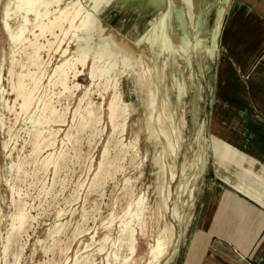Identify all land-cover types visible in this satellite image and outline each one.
<instances>
[{
    "label": "rangeland",
    "instance_id": "rangeland-1",
    "mask_svg": "<svg viewBox=\"0 0 264 264\" xmlns=\"http://www.w3.org/2000/svg\"><path fill=\"white\" fill-rule=\"evenodd\" d=\"M8 1L9 0H2L0 5V75L2 68L1 66L4 62L1 91L5 90L4 97L6 99V101H2V102L0 101V128H1L0 129V264H11V263L15 264L17 261L16 260L17 254H18L17 256H19V264H75L77 260L80 261L82 257L85 256H89V260L95 262V264H108V263L122 264L123 258L125 256H130L129 248L127 245L124 244H122V246H114L113 242L116 241L119 235L120 224L124 218L126 209L128 208V203L131 200V185H133L135 188L134 194L136 196L142 194V189H143L144 193L146 194V197L148 198L147 201L148 206L150 207L146 214L147 217H151L150 222L145 232V236L139 237L138 255L134 257V260L138 262L137 264H145L148 257V254L146 253H148L149 251L148 250L149 243H152L153 240L160 234V231L163 228V226H160L161 224L158 225V223L156 222L157 219H155L154 211L151 210V207H153L155 201L151 191L145 187L146 184L147 185L149 184V179H146L144 182L140 181L141 170L138 167L139 162L137 161L132 162V156H131L132 153L126 154V150L122 149L121 143L119 145V142L121 141V136L118 135V133L113 132L114 130L109 119V109H108L109 103L112 99L111 92L104 91L105 90L104 81H100L96 79V81L94 82L93 80H91L92 78L90 75H91L92 61L88 63V66H86L85 69L82 67L81 64H78L76 66V71L77 69L79 71H82V73H80L76 77L77 79L73 77L74 73L70 74V78L72 82V83L70 82V85L73 86L74 84H78L79 88L77 90L73 89L71 93H64L60 95L61 93L60 94L58 93L60 92V88L50 86L48 82L50 81L49 76L53 73L54 68L61 63L60 61L62 59H64L62 57L63 50H60L58 52L53 51L50 54L48 52L42 53V59L44 61V66H42V71H46L47 76H45L44 77L45 79H43L42 81L43 88H41V91L38 94V96L45 94L47 95L49 93V96L47 95L46 99L51 100L52 105L54 107L56 106V109L59 113L58 116L60 117L57 118L59 122L56 123L53 122L50 123L49 125V129L51 128L52 130L54 129L55 130V131L53 130L54 134H56L55 135L56 137L54 136L52 138L54 139V141L57 140L55 141L56 143L53 147L42 149L40 153H34V144H33L34 138H32L33 134L30 133H33L36 130V128L37 129L42 128L41 127L42 125H39L37 123V120L40 119V115H41V112L36 109L38 102L36 103L37 105L35 104L34 106H32L27 116H21L20 119L18 120L15 119L16 112L9 111L7 109L6 106L7 105L13 106L16 100V96L12 94V90H11L12 78L10 77V70L13 67L12 65L13 41L11 38V33L5 30V27L1 23L2 10ZM218 1L219 2L214 7H209L205 9L204 12L202 11L203 18L201 23L197 26V31L195 33L196 12L198 11L196 10L195 2L193 0H179L180 4H182V6L185 9L184 14L186 16V21L189 27L188 29L191 36L188 47L185 46V48L182 47L183 49L181 48L179 50L181 36L177 35L176 33L171 36L169 41H167V43L165 44L166 47L161 46V44L159 43L160 36L158 35H155V38L151 39L148 45L152 56L156 59L157 65L162 63L166 55H168L170 52L173 59L172 73L173 75L177 73L175 76V84L174 86L171 85V88L175 90V95L178 98L177 100L173 101V105L176 108L179 104V101L181 100L184 107V111L179 114L177 119L178 125H180L183 131L182 148L180 150V154L178 155V159H177L179 177L181 173V163L185 159L188 153V147H187L188 138L194 133L195 129L199 128L202 125H204V130L206 134V143L208 149V132H207L208 124L206 120V115L202 114V110L209 108L211 106V98L208 97V99L206 98L203 99V92L205 91L204 93L205 95L211 93L213 88L212 81L217 77L218 70L220 71L222 68L219 65V62L220 60L223 59V56L225 57V52L221 47V41H220L218 51L215 53L213 58H210V56L206 54L204 55V58L200 60L199 63L203 70V73H201L199 70L198 60L195 56V47L201 38V31L203 29L207 31H211L212 27L215 24L220 9L223 8L226 3H229L230 0H218ZM132 3L133 0H108L107 2L104 3L103 9L100 12H98L97 15L102 17L103 23L105 25H108L109 21L104 17H106L107 14H110L111 15L110 20L112 21V24L116 28L121 29L123 31L132 29L135 24L141 23L139 29L141 32H144L150 20H152L153 23H156L157 26H161L163 18L166 15L168 14L172 15L173 13L172 6L174 0H168V5L165 6V8L161 11L160 14H158L157 16L155 15L154 17L152 16V14H149L144 19L141 20V15L139 13L140 3L133 5ZM84 5L87 8H89L88 4H84ZM119 5H121V8ZM142 13L144 14L145 12ZM13 18L14 19L11 22V25L13 29H16L18 25V18H15V16H13ZM70 38L71 36L68 37L63 43L62 45L63 49L67 47ZM42 42H44V40H42ZM211 42L212 40L210 38V46L212 45ZM98 43L99 41L95 40L92 43V49L96 48ZM76 44L77 41L71 43V52L68 55V58H72L73 53L76 52L77 49ZM52 55L54 56L51 57ZM16 59L18 60L22 59L24 62H26L25 57L20 54H16ZM224 59H226V57ZM119 66L120 65L114 68V72H117ZM192 68L196 75V83L200 86L197 105L201 108V114L197 118L196 127L194 126L192 121L193 120L192 108H193V95L197 93V89L196 87H193L189 83L187 78V71ZM14 71H15V77H13V81L17 82L18 75L24 70H22V68L19 67V65H16ZM121 84H122L121 86L122 97L124 101L128 102L131 100L130 97L134 96L133 100L135 101V105H137L140 110H143L144 90L143 87L141 86L142 84L137 74H135L134 72L126 73L123 77ZM226 84H227L226 81L218 82V96L216 99L217 102L224 101L219 95L221 92H225ZM167 86H169V84ZM162 87H163L162 83L157 82V89H156L157 93L160 94L162 93ZM49 90L51 91L49 92ZM86 93L87 96L89 97L86 96L84 102L82 101V99L84 98ZM68 98H70V100ZM53 100L54 101L57 100V101L54 102ZM159 100H160V96L158 95L157 97L154 96L153 104L151 105L149 110V112L153 115L154 120H156L155 121L156 126L158 127L159 125L157 123V116L159 112L158 109ZM79 102L81 103L82 107L80 106ZM17 103H19V101ZM78 106L80 108H78ZM88 107L92 108V110L94 111L97 117H100V122L97 123V125L96 123H93L91 125L83 126V122L80 123V121H83L82 116L86 114V108ZM16 108H18V105H16ZM17 112L19 111L17 110ZM30 115L32 116L30 117ZM137 116L138 115L136 114H131L130 117L128 118L126 131L124 132L125 135L123 134V138L125 137V140L122 138L125 144H129L130 142L134 141L135 131L137 132L141 131L139 127V119ZM94 125L97 126V128ZM90 126L93 128H91ZM58 129L60 130V132ZM67 133H69L70 135L69 139H67L66 137L68 135ZM146 135H148V130H145V138L143 136V140L139 144V151L142 154L145 145ZM14 136L16 137L17 140L15 139ZM112 136L115 137V139ZM114 140L116 143L114 142ZM6 141L9 142V154H11L10 157L7 156L8 153L4 149V146L7 143ZM107 141L110 142L109 143L110 145L108 144ZM114 148L117 149L115 150ZM105 150H107V155L104 157ZM65 151L67 153H65ZM159 152H161L163 155L168 154V150L165 149L164 142L161 143L158 150L154 151L153 156L158 154ZM48 153L54 154L53 160L58 161L57 168L53 164H50L49 166L48 165L45 166L43 162L44 160L43 158H45ZM108 153L110 155H108ZM31 156L33 157L31 158ZM34 159L36 162L34 161ZM115 159H117L116 160L117 162H115ZM29 161H31L32 164ZM103 161H104V165L101 168L100 163ZM149 161L150 160H148V162ZM20 163H21V170H20L21 172L18 171L17 168H14L13 170L10 168L11 165L13 164L18 165ZM107 163L109 164V166L108 165L105 166ZM48 167L50 169H48ZM100 169H102L101 170L102 172H100ZM115 169L116 171H114ZM11 170H12L11 173H13V175L10 174ZM104 171L105 174H102ZM99 173L101 175H99ZM45 174L46 176H44ZM107 174H111L109 175L110 177ZM96 175L98 177H96ZM16 176L17 177L19 176L20 178L19 177L17 178ZM100 176L103 179L102 178L100 179ZM127 178H131L132 183L126 186L125 180ZM12 180L16 181L17 183L13 182ZM9 185L15 186L16 191H20L21 193V197L16 196V200H17L16 204L12 203V196H11L12 192ZM45 190L46 192L44 193ZM71 198L72 200H70ZM116 200L117 203L115 204ZM21 205L22 206L26 205L25 209L27 213L29 211L30 216L32 215L34 219L29 220V223L27 224L24 230L20 231L19 233H16V237L10 248V252L6 257L7 259H5L2 250L6 237L11 229V226L9 225L11 223L10 216L13 213H15L17 211V208L21 207ZM43 206L45 209L43 208ZM170 206L171 209L167 214V219L170 223L175 224L177 231H179V226H180L179 218L174 215V209L176 208L175 198L171 201ZM62 213H64V215ZM87 216H88L87 219L88 222L85 219L87 218ZM81 222L82 223L85 222V223L82 224ZM56 228L60 229L59 233H55L57 230ZM107 235H109L111 238L109 242L105 243L103 239ZM53 240L58 242H56L55 244L54 243L55 241ZM101 246H105V251H103V253L100 254L99 249L101 248ZM18 248H20V250ZM68 248L69 251L67 252L66 250H68ZM11 251L14 253L12 256H11L12 254ZM18 251L19 253H17ZM64 251L67 253L65 254ZM53 254H55V256ZM115 254H118V258H115ZM143 257L144 258L146 257L145 260ZM179 257L177 259L176 264H178ZM10 260L12 261L10 262ZM168 260L169 257L166 260H164L161 264H168L167 262Z\"/></svg>",
    "mask_w": 264,
    "mask_h": 264
},
{
    "label": "bare ground",
    "instance_id": "bare-ground-1",
    "mask_svg": "<svg viewBox=\"0 0 264 264\" xmlns=\"http://www.w3.org/2000/svg\"><path fill=\"white\" fill-rule=\"evenodd\" d=\"M107 1L108 0H9L6 3V5L4 6L2 10L1 23L5 27V30L11 33V38L13 41L12 42L13 44L12 65L13 67L11 66L12 69L10 70V77L12 78V81H11L12 94L16 96L15 104L13 106L7 105L6 107L9 111L16 112L15 119L18 120L20 119L21 116H27L32 106H34L38 102L37 103L38 105L36 104L37 105L36 109L41 112V115H40V119L37 120V123L39 125H42L41 126L42 128L41 129L36 128V130L33 133H30V134H33L32 138H34V141H33L34 153H40L42 149L53 147L56 143L55 141L57 140L54 141V139L52 138L56 134H54V131H55L54 129H53L54 131L52 130V128L49 129V125L50 123H53V122L55 123L59 122L57 118H60V117L58 116L59 113L56 109V106L54 107L52 105L51 100L46 99L47 95L49 96L48 92H47L48 93L47 95L44 93L45 95L38 96V94L41 91V88H43L42 81L43 79H45L44 77L47 76L46 71H42V66H44V61L42 59V53L48 52L50 54L53 51L58 52L60 50H63L62 57L64 59H62L60 61L61 63L58 64L54 68L53 73L49 76L50 81L48 82L50 86L60 88V92H58L59 94L61 93L60 95L64 93H71L73 89L77 90L79 88L78 84H74L73 86L70 85V82H71L70 74L74 73L73 77L76 78L80 73H82V71H79L78 69L76 71V66L78 64H81L82 67L85 69L86 66H88V63L92 61V68H91V75H90L92 78L91 80H93L94 82L96 81V79L100 81H104V84H105L104 91L111 92L112 99L109 103L108 109H109V119H110V122L114 130L112 131L118 133V135L121 136V141L119 142V145L121 143L122 149L126 150V154L132 153L131 154L132 162H136V161L139 162L138 167L141 170L140 181L144 182L146 179H149V184L148 185L146 184L145 187L151 191L154 201H155V204L153 205V207H151V210L154 211L155 219H157L156 222L158 223V225L161 224L160 226H163V228L160 231V234L153 240L152 243H149V249H148L149 251L148 253H146L148 254V257L146 255L147 261L145 264H161L168 257H169V260L167 261L168 264H176L177 259L181 252L182 245L185 241L189 225L194 216V211H195V208L198 202L199 194H200L203 181L205 178V174L207 171L206 168L208 165V149H207L204 125H202L199 128L195 129L194 133L188 138V142H187L188 153L185 159L181 163V173H180V177L178 176L179 173H178V167H177V159H178V155L180 154V150L182 148L183 131L180 125H178L177 119H178L179 114L184 111V107H183V103L181 100L179 101V104L176 108L173 105V101L177 100L178 98L175 95V90L171 88V85L174 86L175 76L177 73H175L174 75L172 73V60L173 59H172V55L170 54V52L168 55H166L162 63L157 65L156 59L152 56L148 45H149L150 40L154 39L155 35H158L160 36L159 43L161 44L162 47H166L165 44L167 43V41H169L171 36L176 33L177 35L181 36L179 50L182 47L184 48L185 46L188 47L191 36H190L189 29H188L189 27L186 21V16L184 14L185 9L182 6V4H180L179 0H174L173 6H172L173 13L172 15L168 14L163 18L161 26H157L156 23H153V21L150 20L144 32H141L139 29L141 23L135 24L132 29L123 31L121 29L116 28L112 24V21L110 20L111 18L110 14H107V16L104 17L105 19L109 21L108 25H105L103 23L102 17L97 15L98 12H100L103 9L104 3ZM193 1L195 2L196 10H198L196 12V24H195V33H196L197 26L202 21V18H203L202 13L204 12V10L209 7H214L219 1L218 0H193ZM1 2L2 0H0V5H1ZM84 4H88L89 8H87ZM133 4L140 5L139 13L141 15V20H142L149 14H152L153 17L155 15L157 16L158 14H160L161 11L165 8V6L168 5V0H133L132 5ZM119 6L121 8V5ZM228 10H229V3H226L225 6L220 9L217 19L215 21V24L212 27L211 31H207L205 29L201 31V38L195 47V56L198 60L199 70L201 73H203V70L199 63L200 60L203 59L204 55L206 54H208L210 58H213L215 53L218 51L219 42L221 41V31H222V27L225 22ZM142 12H145V13L143 14ZM13 16H15V18H18V25L16 29H13L11 25V22L14 19ZM70 36L71 38H70V41L68 42L67 47L63 49L62 48L63 43ZM210 38L212 40L211 46H210ZM42 40H44V42H42ZM95 40H98L99 43L96 48L92 49V43ZM75 41H77L76 52L73 53V57L71 56L72 58H68V55L71 52V43H74ZM16 54H20L24 56L26 62H24L22 59L20 60L16 59ZM53 56L54 55H52L51 57ZM224 58L225 57L223 56V59L220 61V66L222 68L220 71L218 70V73H217V77L218 76L220 77V78L218 77V82H223V81L228 80L229 76H231L232 74L231 67L229 68V61ZM3 64L1 66L2 68H1V75H0V101L1 102L6 101L4 97L5 90L1 91V84L3 81ZM16 65H19V67H21L22 70H24L25 72L22 71L18 75L17 82H14L13 77H15V71H16V69L14 71V68ZM118 65H120L119 69L117 70V72H114V68ZM129 72H134L135 74H137L139 80L141 81V84H142L141 86L143 87V90H144L143 110H140L138 106L135 105V101L133 100L134 96L130 97L131 100L128 102H125L122 97L121 82L123 80L124 75ZM187 78H188L189 83L193 87H196L197 89V93L193 95V108H192V115H193L192 121H193L194 126L196 127L197 118L201 114V108L197 105V99L199 95L200 86L196 83V75H195L193 68L187 71ZM157 82L162 83L163 87H162L161 94L157 93L156 91ZM168 84L169 86H167ZM50 91L51 90H49V92ZM157 95L160 96V100L158 102L159 112L157 116V123L159 127L156 126V122H155L156 120H154L153 115L149 112L150 107L153 104V97L154 96L157 97ZM86 96H87V93L85 94L82 101L86 99L85 98ZM68 99L70 100V98ZM18 101L19 103H17ZM79 104L81 106L80 102ZM16 105H18V108H16ZM94 106H95V103H94ZM78 108L80 107L78 106ZM17 110L19 112H17ZM131 114L138 115L137 117L139 119V127L142 132L135 131L134 141L130 142L129 144H125L123 141V139L125 140V137L123 138V134L126 131L128 118L130 117ZM31 116L32 115H30V117ZM82 119L83 121H80V123L83 122V126L91 125L93 123H96L97 125V123L100 122V117H97L94 111L92 110V108L90 107L86 108V114L82 116ZM95 127L97 128V126ZM145 130H148V135H146L145 145H144L143 154H142L139 151V144L143 140V136L145 138ZM67 134L68 135L66 137L67 139H69L70 135L69 133ZM113 138L115 139V137ZM163 142L165 143V149L168 150V154L163 155L161 152H159L158 154L160 155L156 154L153 156L154 151L158 150L161 143ZM109 143L110 142H108V144ZM4 149L8 153L7 156L10 157L11 154H9V142L5 144ZM65 153L67 152L65 151ZM109 153L108 155H110ZM106 155H107V150H105L104 157ZM33 156H31V158ZM53 157H54L53 153H48L47 156L43 158L44 159L43 162L45 166L47 165L49 166L50 164H53L56 168L58 167V161L57 160L54 161ZM116 160L117 159H115V162H117ZM148 160L150 161L148 162ZM29 162L31 163V161ZM16 164L11 165L10 168L12 170L14 168H17V170L20 171L21 163L18 165ZM100 165L102 168V166L104 165V161L101 162ZM107 165L109 166L108 163L105 166ZM48 169L50 168L48 167ZM12 170L10 171V174L13 175V173H11ZM101 170L102 169H100V172H102ZM114 171H116V169ZM102 174H105V171ZM97 175L96 177H98ZM99 175L101 174L99 173ZM107 175L109 176L111 174H107ZM44 176H46V174ZM101 178L102 177L100 176V179ZM13 182H16V181H13ZM131 183H132L131 178H127L125 180L126 186ZM9 186L12 192V195H11L12 203L16 204L17 203L16 196L21 197V193L20 191H16L15 186H12V185H9ZM134 189H135L134 186L131 185V200L128 203V208L126 209L124 218L120 224L119 235L116 241L113 242L114 246H122V244H124V245H127L129 248L130 256H125L123 258L122 264H137L138 263L137 261L134 260V257L138 255L139 237L145 236V232L148 228L150 218H151V217L146 216L147 211L150 208L148 206V202H147L148 198L146 197V194L144 193L142 189V194L136 196L134 194ZM54 191H57V190H54ZM45 192L46 190L44 191V193ZM174 198H175V203H176V208L174 209V215L179 218V225H180L179 231H177L175 224L170 223L167 219V214L171 209L170 204ZM70 200H72V198ZM116 203H117V200L115 204ZM25 206L26 205H23V206L21 205V207H18L17 211L10 216L11 223L9 225L11 226V229H10V232L8 231L9 233L6 237V240L3 245V250H2V253L5 259H7L6 257L8 256L10 252V248L14 242L16 233H19L20 231L24 230L27 224L29 223V220L34 219L32 215L30 216L29 211L27 213ZM13 209H14V206H13ZM62 214L64 215V213ZM88 216L87 218H85L86 220L88 219ZM83 220H84V217H83ZM59 230L60 229H57L55 233H59ZM110 238L111 237L107 235L103 240L106 243L110 241ZM56 242L58 241H55L54 243L56 244ZM18 249L20 250V248ZM66 251L68 252L69 248ZM103 251H105V246H101V248L99 249L100 254L103 253ZM67 252H65V254ZM17 253H19V251ZM13 254L14 253L12 252L11 256ZM17 255H16L17 261L15 264H19V256ZM53 255L55 256V254ZM115 258H118V254H115ZM12 260H10V262ZM75 264H95V262L90 261L89 256H85V257H82L80 261L77 260Z\"/></svg>",
    "mask_w": 264,
    "mask_h": 264
},
{
    "label": "crops",
    "instance_id": "crops-1",
    "mask_svg": "<svg viewBox=\"0 0 264 264\" xmlns=\"http://www.w3.org/2000/svg\"><path fill=\"white\" fill-rule=\"evenodd\" d=\"M221 47L232 74L224 101L218 77L203 92L208 168L178 264H264V0L229 1Z\"/></svg>",
    "mask_w": 264,
    "mask_h": 264
}]
</instances>
